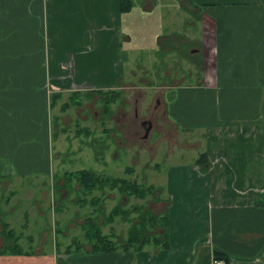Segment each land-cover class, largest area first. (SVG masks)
Here are the masks:
<instances>
[{
	"label": "crops",
	"instance_id": "obj_1",
	"mask_svg": "<svg viewBox=\"0 0 264 264\" xmlns=\"http://www.w3.org/2000/svg\"><path fill=\"white\" fill-rule=\"evenodd\" d=\"M181 1L201 15L193 24L206 66L194 85L165 89L163 103L176 128L203 132L206 158L168 169L165 248L21 250L0 254V264H214L216 250L228 264H264V0ZM134 3L121 13L119 0H0V177L51 174V95L66 103L121 89L123 43L133 36L125 17L161 8L171 18L180 5Z\"/></svg>",
	"mask_w": 264,
	"mask_h": 264
},
{
	"label": "rangeland",
	"instance_id": "obj_2",
	"mask_svg": "<svg viewBox=\"0 0 264 264\" xmlns=\"http://www.w3.org/2000/svg\"><path fill=\"white\" fill-rule=\"evenodd\" d=\"M179 1L169 10L171 18L161 8L148 15L137 10L125 17L122 29H131L132 42L123 43L122 86L115 89L119 96L109 111L99 93L86 92L83 98L71 97L66 103L55 98L51 131L57 137L58 154L52 173L0 177V251L17 243L19 251H87L90 242L84 233L90 219L103 234L121 243L128 238L131 222L140 217L134 206H144L155 215L166 210L162 186L166 188L168 169L193 164L204 147L203 132L176 128L163 103L165 89L194 85L206 66L196 48L200 32L193 24L201 15L190 3ZM173 23L177 32L170 29ZM68 102V107L75 106L64 109ZM147 119L153 127L145 138L142 123ZM80 169L153 184L158 191L144 200L109 188L86 195L69 177ZM113 195V201L106 203ZM93 196L104 200L93 206ZM114 206L120 207L121 214L111 222ZM162 228L158 223L147 233L160 234Z\"/></svg>",
	"mask_w": 264,
	"mask_h": 264
},
{
	"label": "trees",
	"instance_id": "obj_3",
	"mask_svg": "<svg viewBox=\"0 0 264 264\" xmlns=\"http://www.w3.org/2000/svg\"><path fill=\"white\" fill-rule=\"evenodd\" d=\"M119 3L121 13L132 11L135 6L134 0H119ZM92 92L103 95L105 105L104 108L108 111L111 109L110 104L117 100V97L119 96V92L116 90H96ZM75 97L79 98L81 96H78L76 93L72 95V98ZM55 98L57 99L58 95H51L52 104H54ZM68 105H70L69 102L64 106V109L68 108ZM204 158H206V156L201 154L199 161H203ZM69 177L70 179H76V182L83 190L82 192L86 195L97 190H100L104 193V191L109 188V190L117 189L119 192H121V194L127 195L128 197H135L137 199L144 200L147 198V196H153L155 192L158 191V187L153 184L139 183L136 180H131L129 178L109 177L98 174L95 171L89 169H80L70 172ZM91 199H93V206L100 205V203L104 200L99 196H93ZM134 207L136 211L138 210L141 213L140 217L137 219V222H131V228L127 233L128 238H125V240H123L121 243L115 241L113 237L103 234L100 225H97L91 219L88 220L86 223L87 230L84 233V237L88 240V242H90V249L88 250L92 252H114L118 250L125 252L131 250L141 251L145 245L150 243H154V245H161L165 248L169 242V235L167 232V230H169L168 214H164L163 216L155 215L151 212V210H144V206L140 205L138 207L136 205ZM118 208L120 207L114 206V208L111 210L110 217L112 219H109L111 222L121 214ZM158 223L160 226L165 228L163 234H154L153 232L147 233L151 227L157 226ZM18 247V243L12 247L7 246V248H4L0 251V254L19 251ZM77 247V250H79V246ZM66 252L70 253L71 251L67 249ZM213 256L216 259L222 258L228 262L227 256H225L224 253L218 252V250L215 251Z\"/></svg>",
	"mask_w": 264,
	"mask_h": 264
},
{
	"label": "water",
	"instance_id": "obj_4",
	"mask_svg": "<svg viewBox=\"0 0 264 264\" xmlns=\"http://www.w3.org/2000/svg\"><path fill=\"white\" fill-rule=\"evenodd\" d=\"M142 125H143L144 132H145V138H147V136H149L150 129L153 127V122L147 119L143 121Z\"/></svg>",
	"mask_w": 264,
	"mask_h": 264
},
{
	"label": "built area",
	"instance_id": "obj_5",
	"mask_svg": "<svg viewBox=\"0 0 264 264\" xmlns=\"http://www.w3.org/2000/svg\"><path fill=\"white\" fill-rule=\"evenodd\" d=\"M214 259V261H213V263L214 264H228V262L225 260V259H219V258H213Z\"/></svg>",
	"mask_w": 264,
	"mask_h": 264
}]
</instances>
